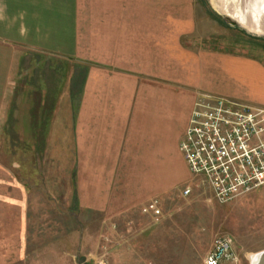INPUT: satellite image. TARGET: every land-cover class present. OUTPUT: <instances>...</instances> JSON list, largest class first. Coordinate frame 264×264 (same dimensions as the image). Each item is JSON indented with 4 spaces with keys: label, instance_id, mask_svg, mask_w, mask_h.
Instances as JSON below:
<instances>
[{
    "label": "crops",
    "instance_id": "crops-1",
    "mask_svg": "<svg viewBox=\"0 0 264 264\" xmlns=\"http://www.w3.org/2000/svg\"><path fill=\"white\" fill-rule=\"evenodd\" d=\"M32 53L59 64L41 67L27 59ZM199 57L191 74L185 65L168 75L143 71V0H0V137L20 71L46 114L36 167L14 171L0 160V264H32L37 251L62 263L68 233L53 236L55 210L75 211L82 224L87 213L114 223L136 211L154 220L162 204L194 200L196 176L179 142L199 90L247 100L221 91L232 86L213 82L211 62ZM237 73L247 83L264 78L255 63ZM151 203L158 213L142 211ZM36 218L45 228L39 249L29 230Z\"/></svg>",
    "mask_w": 264,
    "mask_h": 264
},
{
    "label": "rangeland",
    "instance_id": "rangeland-1",
    "mask_svg": "<svg viewBox=\"0 0 264 264\" xmlns=\"http://www.w3.org/2000/svg\"><path fill=\"white\" fill-rule=\"evenodd\" d=\"M233 17L264 25V0H143V71L168 75L185 65L191 74L201 63L202 54L216 71L212 73V81L232 86L219 88L221 91L241 95L249 104L264 106L261 103L264 78L250 77L247 83L237 75L242 65L252 63L264 72V31H249L237 21L239 26L235 25ZM27 59L41 67L48 60L53 66L59 64L57 59L41 54L32 53ZM20 72L19 91L9 103L0 137V160L14 171L19 168L25 172L37 166L46 114L39 113L43 110L36 105L30 79ZM193 181L194 200L189 204L174 201L162 204L160 215L154 220L146 215L142 218L136 211L114 223H106L100 214L87 213L82 224L75 211L69 209L59 215L53 209L56 211L51 212L53 236L64 227L67 229L66 259L60 263L58 256L47 257L37 251L30 261L32 264H203L216 238L230 235L234 240V257L224 264H251L249 255L264 251V184L221 203L201 177H194ZM36 214L45 220L42 212ZM39 218L29 228L36 236L31 246L38 249L45 231ZM75 232L81 233V238L76 239Z\"/></svg>",
    "mask_w": 264,
    "mask_h": 264
},
{
    "label": "built area",
    "instance_id": "built-area-1",
    "mask_svg": "<svg viewBox=\"0 0 264 264\" xmlns=\"http://www.w3.org/2000/svg\"><path fill=\"white\" fill-rule=\"evenodd\" d=\"M179 150L189 173L201 177L217 201L250 193L264 184V106L199 92ZM148 209L159 212L153 203L142 211ZM233 257V237L221 235L203 264H224Z\"/></svg>",
    "mask_w": 264,
    "mask_h": 264
},
{
    "label": "bare ground",
    "instance_id": "bare-ground-1",
    "mask_svg": "<svg viewBox=\"0 0 264 264\" xmlns=\"http://www.w3.org/2000/svg\"><path fill=\"white\" fill-rule=\"evenodd\" d=\"M264 254V251L257 253V254H251L249 255V259L251 264H255V262L257 261L258 258H261Z\"/></svg>",
    "mask_w": 264,
    "mask_h": 264
},
{
    "label": "trees",
    "instance_id": "trees-1",
    "mask_svg": "<svg viewBox=\"0 0 264 264\" xmlns=\"http://www.w3.org/2000/svg\"><path fill=\"white\" fill-rule=\"evenodd\" d=\"M233 23V22H232ZM235 24V23H234ZM244 32H246L244 29H242ZM76 202H77V200H76V193H75V191H73V197H72V208H74L75 206H76Z\"/></svg>",
    "mask_w": 264,
    "mask_h": 264
},
{
    "label": "water",
    "instance_id": "water-1",
    "mask_svg": "<svg viewBox=\"0 0 264 264\" xmlns=\"http://www.w3.org/2000/svg\"><path fill=\"white\" fill-rule=\"evenodd\" d=\"M255 264H264V254L261 258H258Z\"/></svg>",
    "mask_w": 264,
    "mask_h": 264
}]
</instances>
